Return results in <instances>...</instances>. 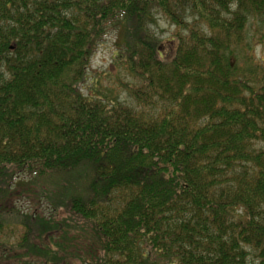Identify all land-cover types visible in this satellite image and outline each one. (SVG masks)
<instances>
[{
  "label": "trees",
  "instance_id": "1",
  "mask_svg": "<svg viewBox=\"0 0 264 264\" xmlns=\"http://www.w3.org/2000/svg\"><path fill=\"white\" fill-rule=\"evenodd\" d=\"M255 20L264 0H0V264H264ZM109 33L130 104L83 93Z\"/></svg>",
  "mask_w": 264,
  "mask_h": 264
},
{
  "label": "rangeland",
  "instance_id": "2",
  "mask_svg": "<svg viewBox=\"0 0 264 264\" xmlns=\"http://www.w3.org/2000/svg\"><path fill=\"white\" fill-rule=\"evenodd\" d=\"M156 24L152 26V31L155 35L161 40H169L176 33L175 27L171 26L163 17L157 16ZM264 33V25H262L258 20L250 21V23L246 26L245 32V41L248 43L246 48L247 54L252 55L253 62L259 64L264 67V44L258 42L259 34ZM114 40L115 36L113 33H109L104 40L98 46L97 51L95 52L91 63L90 68L88 70V79L83 88V93L85 95H96L98 92L101 94H110L112 97H118L121 101H126L127 103H131L130 99L127 98L123 84L129 83L131 79L124 72V70L115 68L112 66V58L114 56ZM252 50V51H249ZM246 54V55H247ZM246 55L240 54L238 57V66L241 70L246 71L248 67V63L246 60ZM262 148H264V144H262ZM28 178V175L23 174L21 179ZM67 180V181H66ZM72 176L66 175V178H61L53 181V184H68L71 183ZM23 210H28L31 205L30 201L27 199H21L18 205ZM46 203L43 202L41 205V209L45 214H49V211L46 209ZM72 237V236H71ZM78 239L74 242L65 243V246L68 247V254L70 251H73L72 248H76V246H81L80 236H76ZM73 254V253H72ZM72 263L76 264L77 260L74 259L73 255H71ZM257 263V262H256Z\"/></svg>",
  "mask_w": 264,
  "mask_h": 264
}]
</instances>
